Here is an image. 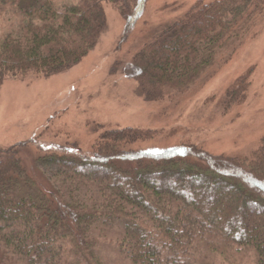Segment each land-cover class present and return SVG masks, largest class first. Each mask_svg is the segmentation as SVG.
Returning <instances> with one entry per match:
<instances>
[{
    "label": "trees",
    "instance_id": "trees-1",
    "mask_svg": "<svg viewBox=\"0 0 264 264\" xmlns=\"http://www.w3.org/2000/svg\"><path fill=\"white\" fill-rule=\"evenodd\" d=\"M105 2L125 22L120 48L148 0H0V83L79 63L106 26ZM262 16L264 0H196L125 66L148 100L182 93ZM251 73L223 108L245 101ZM157 133L106 129L91 155H38L41 181L25 158L35 139L0 148V264H264V138L247 158L133 146Z\"/></svg>",
    "mask_w": 264,
    "mask_h": 264
},
{
    "label": "rangeland",
    "instance_id": "rangeland-1",
    "mask_svg": "<svg viewBox=\"0 0 264 264\" xmlns=\"http://www.w3.org/2000/svg\"><path fill=\"white\" fill-rule=\"evenodd\" d=\"M195 1L148 0L120 48L125 22L119 10L105 2L106 26L79 63L51 75L8 77L0 83V148L35 139L37 146H30L24 156L32 166L30 174L40 181L46 169L36 163L38 155L65 148L91 155L103 131L127 126L158 131L137 141L136 148L159 151L188 142L214 154L251 156L264 138V16L239 45L217 53L182 93L148 100L125 66ZM250 69L245 101L226 110L220 99Z\"/></svg>",
    "mask_w": 264,
    "mask_h": 264
}]
</instances>
